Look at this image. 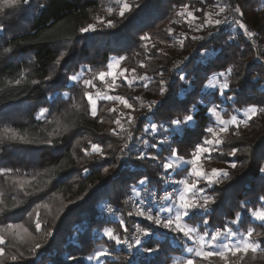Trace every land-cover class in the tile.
I'll return each mask as SVG.
<instances>
[{"label": "trees", "instance_id": "1", "mask_svg": "<svg viewBox=\"0 0 264 264\" xmlns=\"http://www.w3.org/2000/svg\"><path fill=\"white\" fill-rule=\"evenodd\" d=\"M127 2L133 7L123 18L115 0H29L27 5L21 0L15 7L0 11V134L4 128H12L32 141H0V168L13 170L0 176V228L11 223L28 229V233L17 230L15 239L4 233L5 245L0 247H4L6 257L18 256L15 262L0 258L4 264H90L88 257L101 248H107L109 255L95 264H178L189 258L187 249L195 245L182 234L137 216L133 199L150 202L152 193L180 189L179 181L186 173H165L162 165L173 148L185 160L192 159L201 136L210 135L204 129L215 126L210 108L218 105L220 116L226 120L232 115L243 120L250 106L264 108V50H255L239 26L222 28L207 37L205 14L214 10L213 21L223 18L222 14L216 15L221 0ZM5 3L7 0H0V6ZM234 3L244 14L240 15L241 22L245 27L252 26L264 45V0ZM183 5L189 6L199 24L187 23L177 15ZM109 7L113 8L111 15ZM97 17L105 23L100 24ZM109 20L113 27L107 26ZM89 25L95 30L81 31ZM197 25L201 26L198 31ZM144 35L150 40L142 41ZM174 56L184 58L182 64L176 65ZM118 57H124L120 65L128 70V80L149 77L145 98L139 104L138 91L120 79L109 91L126 98L133 108L98 100L97 116L93 117L84 92L94 95L96 88L103 87L96 74L107 72L108 63ZM227 68L233 69L228 76L230 87L221 96L219 89L213 90L208 84L213 80L222 84L224 77L219 73ZM81 70L86 74L84 79L92 78L95 87H86L84 79L76 84L67 80ZM21 77V84L16 85L15 80ZM161 81L165 82L164 95L160 94ZM138 83L143 81L133 82ZM150 100L156 102L151 111L147 107ZM25 105L37 109L16 111ZM41 107L49 108V113L46 119L37 120ZM113 108L115 112L110 111ZM190 111L195 113V122L176 129L171 121L183 120ZM120 113H124V132L113 122ZM129 116L134 117L132 124L128 123ZM153 123L157 132L145 131ZM114 129L118 135H113ZM221 139L223 154L213 152L211 160L204 154V166L207 170L222 169L229 175L221 183L209 186L202 181L198 185L205 195L214 197V202L207 212L194 210L197 221L201 217L209 221L208 225L194 226L210 234L225 225L241 233L249 227L264 233L261 222L250 212L262 206L258 201L264 195V174L259 172L264 165V113L248 120L244 128L231 126ZM46 140L52 143H41ZM144 140L149 142L147 146ZM159 140L166 143L152 148L151 144ZM92 144H98L102 154L92 152ZM233 147L237 149L234 157L229 154ZM140 154L146 158L138 159ZM157 154V160L148 158ZM233 161L237 163L235 169L229 167ZM182 168L190 170L188 165ZM144 178L147 183L140 185L139 180ZM17 180L25 182L23 189L14 183ZM107 206L111 207L109 213ZM159 212L161 217L169 215L161 209ZM237 212L241 220L231 225ZM37 220L40 232L35 231ZM120 221L126 224L127 233L120 228ZM136 226L153 233L139 246H117L103 235L105 228H112L130 241ZM253 239L264 248V235L257 237L254 233ZM35 244L41 246L33 253L30 248ZM145 247L157 251L149 254ZM20 252L23 258H19ZM241 255L229 258L236 264ZM70 256L76 260H70ZM195 264L223 262L217 257L211 262L195 258ZM240 264H264V253L249 252Z\"/></svg>", "mask_w": 264, "mask_h": 264}, {"label": "snow or ice", "instance_id": "2", "mask_svg": "<svg viewBox=\"0 0 264 264\" xmlns=\"http://www.w3.org/2000/svg\"><path fill=\"white\" fill-rule=\"evenodd\" d=\"M23 4L27 5L29 4V0H22ZM21 0H7V3L0 6V11H3L5 7L12 8L16 5L20 4ZM116 5L119 7V16L123 18L127 12H130L132 10L133 5L129 4L127 0H115ZM216 7H218V12L216 15H220L226 12L227 5H220L217 4ZM188 5H183L182 11L178 12L177 15L181 17H187L190 18L189 22L194 21L196 17L193 15L192 11L188 10ZM234 12L239 13L241 16L244 14L240 11V7L237 6L234 9H232ZM199 11V9H197ZM107 12L109 15L112 14L113 8L109 7L107 9ZM206 24H215V25H221L222 23H227V17L224 18V20L211 19V13H206ZM97 20L100 24H104L105 21L97 17ZM235 24L239 25L241 29H247L245 28V24L242 23L240 20H235ZM108 27H113L114 23L109 20L107 21ZM201 26L197 25L196 30H200ZM94 31L95 26L89 25L86 28H82L81 31L87 33L88 31ZM0 31H3V28L0 27ZM171 29H169V34H171ZM247 35L249 37L253 36L254 33L251 31H247ZM194 39H200V37H194ZM142 41H148L150 40V37L147 35H144L141 37ZM181 43H183L181 41ZM145 47H147L145 45ZM7 51V50H5ZM124 59V57H118L112 62L108 63L107 68L108 71H100L96 76L103 81L105 77H112V82L108 84V87L111 89L115 85V81L117 76L124 77L125 83H127L129 86H132L133 82L136 79H139L143 81V87H148V80L149 77L142 76V77H133V80H128L125 73L128 71L127 69L117 71L119 69V66L121 64V61ZM143 67V65H141ZM89 72L92 71V69H88ZM133 72L135 69L132 70ZM233 69L227 68L225 72H220L219 76L224 77L223 83L219 86V95L224 96L226 91L229 89L230 85L228 82V76L232 74ZM161 75H163L161 73ZM83 76V70L80 72H77L75 74L69 75L67 77V80L70 82H73L74 84L80 83L81 78ZM93 78H96L95 76ZM22 77L15 80L16 85H20L22 81ZM48 79H51V77H48ZM181 80H184L185 78L183 76L180 77ZM83 84L86 87H94L92 78L90 79H84ZM33 83H37V81H33ZM209 87L215 88V84L208 85ZM165 93V82H160V94L164 95ZM84 96L86 97L88 104L90 106V113L93 117L97 116V100H109V101H118L120 104H122L125 108L132 109L133 105L128 102V100L122 96H111L107 94L101 95L100 93H97L94 97L91 92L85 91ZM65 97L67 98V94H65ZM229 99H232V97H228ZM156 102H152V104L147 105L149 111L152 110V108L155 106ZM144 106L143 104L141 105ZM195 107V106H194ZM218 105L214 106L209 109L210 113L216 117V123L219 125V127L216 126H207L204 129V132L210 135H202L197 144L194 146V149L192 151V159L185 160L183 156H181L176 149H171V156L165 160L162 167L165 173H168L169 171H184L186 173V176L184 179L180 180L179 183L182 185V189L178 196V206L173 209V207L168 206L164 207L161 210L166 211L169 213L167 217H161L160 215L156 214L154 215L153 212L149 209L144 208H138L136 211V215L140 217H144L148 221L154 222L155 225L163 227L164 229L169 230L173 233L182 234L184 238H186L188 241H191L192 244L196 245L195 248L189 247L187 249V252L192 254L189 258L183 260L182 262H178V264H195V258H199L203 261H209L211 262V259L213 257L219 258L220 261L223 262V264H233V261L230 260L231 257H237L238 254H243L239 257V260L236 261V264H240V261L244 259V256L247 255L249 252L255 254L258 250L264 253V248L261 247V244L258 243L255 239H253V235L255 233V236L260 237L261 235H264V233L256 231L255 228L249 227L247 228L246 232L241 233L234 231L232 227L225 225L223 229H216L213 233H209L206 229L200 230L198 227L194 226L196 223H201L203 225H208L209 221L208 219H205L201 217L199 221L195 219L196 213L194 210H202L203 212L208 211V207L211 203L214 202V197L211 195H205L202 188L198 187V185L202 181H206L207 185L211 186L214 184L219 183V181L223 178L228 177V172L224 171L222 169H215L213 168L210 173L205 172L202 169L201 166V157L204 154H208L207 158L209 160L212 159V153L218 152L221 155L223 154L221 145L224 144V141L221 139V134H225L229 132V126H233L235 128H239L241 123L247 124L248 120H251L253 117H255L258 113H264V108H257L256 106H250L244 111V119H239L236 115H232L230 119L224 120L220 117V113L218 112ZM110 111L115 112L116 109H110ZM49 113V108L47 107H41L36 114L37 120H43L46 119V114ZM120 118L115 119L113 122L118 126L119 130L121 132L127 131L123 124L121 123V118L124 117V113L119 114ZM196 116L194 112H191L183 117V120L180 119H174L171 121L172 125L175 126L176 129H180L182 126H187L189 124H192L195 122ZM134 122V117L129 116L128 117V123L132 124ZM163 127V125H161ZM151 131L153 133L157 132V125L155 123L150 125V129H145V131ZM119 133L114 129L113 135H118ZM129 138L131 137V132H128ZM7 140L12 142H21V143H31L32 141L27 140L24 136L19 135L14 129L12 128H4L3 133L0 134V141ZM41 143H48L51 144V140L41 141ZM143 143L147 146L149 142L147 140H144ZM165 140H159L156 142H153L151 144L152 148H157L159 145L165 144ZM111 147V145H109ZM124 148H127L128 145L125 144L123 146ZM91 150L94 153H100L102 154V149L98 144H92ZM237 152V149L233 147L230 151L231 156H235ZM88 154L87 152L85 153ZM146 157L143 154H140L138 156V159H145ZM153 160L159 159V155H154L151 157H148ZM191 165L190 170L187 168H182L184 165ZM229 167L232 169H235L237 167L236 162H229ZM13 170L10 168H0V176H4L7 174H10ZM85 172L88 171V169L84 170ZM107 171V169H105ZM259 172L264 174V165H261L259 167ZM14 183H18L20 188L23 189L25 182L24 181H14ZM147 183V178L139 180L140 185H144ZM135 191V189L133 190ZM26 195L28 193H25ZM139 195V193H136ZM2 195V194H0ZM153 198L155 199L156 194L152 193ZM163 199L167 201H173L174 197L171 195H165ZM2 202V201H0ZM262 206L253 209H250L251 217L255 219L256 221L261 222V226L264 227V195L259 197L258 201ZM46 206V205H45ZM39 207V206H38ZM0 211H3V209H0ZM111 211V209H109ZM132 212H129L128 215H132ZM241 220V213L237 212L235 214V219L231 220L229 223L231 225H236ZM120 228L123 229L125 233L128 232V228L126 224L123 221H120ZM23 229V232L28 233V229L24 228L23 225L18 224H7L5 228H0V245H5V235L4 233L7 232V234L15 239L18 235L17 230ZM41 230V224L39 220H37L35 224V231L40 232ZM137 233H142L144 237H148L153 235V233L148 229H136ZM30 235V234H29ZM47 235H51V232H48ZM103 235L106 236L110 241H113L117 246L121 244H127L128 241L123 239L120 235L116 234L112 228H105L103 231ZM23 243H28L27 240L22 241ZM134 243L139 246L142 244V240L139 236L134 238ZM40 244H35L33 247L30 248L31 252H35L37 249L40 248ZM131 246V245H129ZM149 254L153 253L154 251H157V249L145 247L144 249ZM109 255L107 248H101V250L96 251L94 255H90L88 257L89 260H96L97 262L100 261L102 257H106ZM24 253H19V258H23ZM0 258H6L13 262L17 261L18 256L17 255H10L6 257L5 249L4 247H0ZM255 258V256H253ZM70 260L75 261L76 257L70 256ZM0 264H4V259H0Z\"/></svg>", "mask_w": 264, "mask_h": 264}, {"label": "built area", "instance_id": "3", "mask_svg": "<svg viewBox=\"0 0 264 264\" xmlns=\"http://www.w3.org/2000/svg\"><path fill=\"white\" fill-rule=\"evenodd\" d=\"M223 3L224 5H227V10L223 16V18L221 20H224L225 17H227V20L228 22L227 23H222L221 25H217L215 27V31H212V30H209L208 33H207V37H213L214 34H216L217 32L220 31V29L222 28H228V27H238L239 25L235 24L234 21L235 20H240L241 21V17H240V14L239 13H236L234 12L232 9H234L236 6H235V3H234V0H223ZM247 29V31H251L254 33L253 36L249 37L247 35V31L245 29H243V33L245 35V38L247 39V41L252 45V47L255 49V50H258V51H263L264 50V45L260 43L258 37H257V34H256V30L252 27V26H246L245 27ZM223 181V179H221L219 181V183H221ZM176 190L175 189H171V190H168L166 192H163L161 194H156V197L155 199L153 198L152 196V199L150 202H148L146 199H141V200H136V199H133V203H132V208L134 210V212L137 211L138 208H144V209H149L153 212L154 215L158 214L161 216V213L159 212V209L161 208V206L163 204L166 203V200L163 199V197L165 195H171V196H175L176 194ZM109 209H111L110 206H107V213H109ZM137 228H140L139 226H136L134 232L132 233L131 235V239L130 241H128L127 243V248H131V246L129 245H132L134 243V238L139 236L140 239L142 240V242H144L146 240V237H144L142 235V233H137L136 229ZM141 229V228H140Z\"/></svg>", "mask_w": 264, "mask_h": 264}, {"label": "rangeland", "instance_id": "4", "mask_svg": "<svg viewBox=\"0 0 264 264\" xmlns=\"http://www.w3.org/2000/svg\"><path fill=\"white\" fill-rule=\"evenodd\" d=\"M128 1V0H127ZM220 3V5H224V3H223V0H221V2H219ZM190 11V10H189ZM213 11L214 10H210V11H208L207 13H211L212 15H211V19L213 20V19H215L216 17H215V15L213 14ZM224 14L225 13H223L222 14V17L224 16ZM195 16V15H194ZM184 18V20L187 22V23H190V24H199V22H197V18L194 20V21H191V22H189V20H190V18H187L186 16L185 17H183ZM222 19V18H221ZM205 25H206V27H207V33H208V31L209 30H212V31H215L214 29H215V27L217 26V25H215V24H206L205 23ZM160 47H162V48H166L164 45H159ZM175 57V56H174ZM174 61H175V63H176V65H180V64H182V62L184 61V58H182V57H180V56H176L175 58H174ZM122 70V68H121V65L119 66V69H117V71L119 72V71H121ZM86 76V74H83V76H82V78H81V80H83L84 79V77ZM88 79V78H87ZM99 79V78H98ZM120 79H124V77H120V76H117V78H116V81H115V85L118 83V81L120 80ZM99 81H100V83H102V85H103V87L101 88V89H97L96 88V93L93 95L94 97L96 96V94L97 93H100L101 95H103V94H107V95H111V96H115V95H113L112 93H111V91H109L110 90V88L108 87V84L109 83H111L112 82V77H105V79L103 80V81H101L100 79H99ZM92 82H94L93 80H92ZM73 83V82H72ZM210 84H215L216 85V87L215 88H212V87H210V88H212L213 90H215V89H219V86H220V83L217 81V80H213V81H211L208 85H210ZM114 85V86H115ZM94 87H95V85H94ZM131 88L133 89V90H135V91H138V95H137V98H138V101H139V104H141L142 102H143V99L145 98V92L147 91V88H145V87H143V83H138V84H133L132 86H131ZM111 89H113V88H111ZM98 100H101V99H98ZM97 100V101H98ZM117 104H120L118 101H115ZM152 102L153 101H149L148 102V105H150V104H152ZM35 109H37V107L36 106H22V107H19V108H16V111H20V112H24L25 110H35ZM221 118H222V116H220ZM214 122H215V126L216 127H219V125L216 123V117L214 116ZM223 119V118H222ZM224 120H226V119H224ZM231 126H229V128H230ZM245 127V124L244 125H242V124H240V126H239V128H244ZM222 135H224V134H221V137H222ZM205 160H206V157H205V155H203L202 157H201V161H200V163H201V166H202V169L205 171V172H208V173H210L211 172V170H207L206 169V167L204 166V162H205ZM190 168H191V165L189 164L188 165ZM181 189H182V185H181V187H180V189H178V191L176 192V194H175V196H174V200L176 201V202H173V201H167L166 200V203L165 204H163L162 206H161V208L160 209H162V208H164V207H168V206H171V207H173V209H175L177 206H178V196H179V193H180V191H181ZM165 211H163L162 210V213H164ZM195 247H196V245H195ZM194 247V248H195ZM190 254V253H189ZM192 255V254H191ZM94 261V262H93ZM88 262L90 263V264H95L97 261L96 260H88Z\"/></svg>", "mask_w": 264, "mask_h": 264}, {"label": "crops", "instance_id": "5", "mask_svg": "<svg viewBox=\"0 0 264 264\" xmlns=\"http://www.w3.org/2000/svg\"><path fill=\"white\" fill-rule=\"evenodd\" d=\"M166 212V211H165ZM168 213V212H167ZM169 214V213H168Z\"/></svg>", "mask_w": 264, "mask_h": 264}]
</instances>
